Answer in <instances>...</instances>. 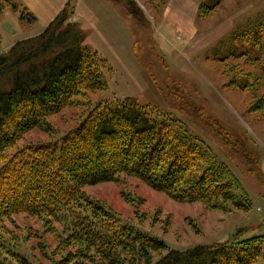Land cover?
<instances>
[{
  "label": "rangeland",
  "instance_id": "rangeland-1",
  "mask_svg": "<svg viewBox=\"0 0 264 264\" xmlns=\"http://www.w3.org/2000/svg\"><path fill=\"white\" fill-rule=\"evenodd\" d=\"M12 1L16 7L4 3L0 11V51L45 27L24 0ZM70 2L74 6L70 19L78 22L82 44L104 59L100 64L104 87L87 92L75 105L49 117L51 131H27L6 149L5 158L60 137L99 103L132 97L154 113L183 121L228 164L247 191L252 208L222 211L199 201L175 200L139 178L121 176L118 181L82 188L88 199L112 213L107 228L113 231L121 224L132 225L176 249L225 240L237 230L249 236L263 233L264 168H260V177L248 171L249 164L237 150L236 139L256 153L261 166L264 118L251 106L262 97L259 107H264V56L255 61L246 56L227 57L224 63L219 58L226 55L229 44L240 48L242 40L232 39L234 31L248 22L251 30L255 29L259 15H264V0H135L136 6L128 0ZM175 11L190 17L184 21L175 17ZM27 12L36 20L28 21ZM250 45L244 43L248 55ZM255 50L252 56L257 55ZM208 117L217 119L230 133L234 147L228 148L215 135L207 124ZM86 213L81 211L78 216ZM60 219L43 221L25 212L5 217L0 223V242L7 251L0 250V264H79V258L71 257L65 263L61 259L68 250L75 251L76 245L59 241L64 237L66 242L70 229L65 234L62 223L67 224L72 217L63 214ZM164 252L151 251V260ZM88 256L92 264H108L96 251ZM257 264H264V244Z\"/></svg>",
  "mask_w": 264,
  "mask_h": 264
},
{
  "label": "trees",
  "instance_id": "trees-1",
  "mask_svg": "<svg viewBox=\"0 0 264 264\" xmlns=\"http://www.w3.org/2000/svg\"><path fill=\"white\" fill-rule=\"evenodd\" d=\"M128 1L136 6L135 0ZM4 3L16 7L12 0H0V11ZM73 7L67 0L40 33L0 51V223L16 212L57 222L69 214L72 220L62 223L65 234L70 229L69 235H65L66 242L64 237L59 241L73 242L76 249L61 256L64 263L72 257L79 258V264H92L88 254L96 251L108 264L132 260L144 264H257L263 256L264 232L249 236L237 230L225 240L176 249L132 225L121 224L113 231L107 228L112 213L88 199L82 188L118 181L121 176L139 178L175 200L199 201L222 211L252 208L247 191L228 164L183 121L154 113L132 97L99 103L60 137L5 158L6 149L27 131H51L49 117L75 105L87 92L104 87L100 71L104 59L82 44L78 22L70 19ZM26 14L28 21L36 20L32 13ZM258 19L254 30L248 22L233 32L232 39L242 43L239 49L229 44L226 55L219 58L223 63L227 57L261 60L264 15ZM245 42L251 43L250 55L257 46L256 56L245 53ZM261 100L253 102L251 110L264 118ZM207 124L228 148L234 147L230 133L217 119L208 117ZM236 142L248 171L260 177L256 153L244 147L242 140ZM81 211L87 212L82 218L78 216ZM0 250L7 251L2 242ZM159 250L165 252L152 261L151 251Z\"/></svg>",
  "mask_w": 264,
  "mask_h": 264
},
{
  "label": "crops",
  "instance_id": "crops-1",
  "mask_svg": "<svg viewBox=\"0 0 264 264\" xmlns=\"http://www.w3.org/2000/svg\"><path fill=\"white\" fill-rule=\"evenodd\" d=\"M32 13L37 15L42 25H47L48 22L56 15V13L62 8L67 0H24ZM179 7V6H177ZM175 17L180 16L184 21H186V17H190L187 13H178L175 11ZM38 19V18H37ZM24 38V37H23ZM22 39V38H21ZM262 167V168H261ZM261 169L264 168V154L261 161Z\"/></svg>",
  "mask_w": 264,
  "mask_h": 264
}]
</instances>
